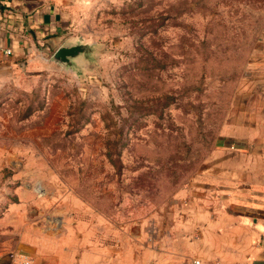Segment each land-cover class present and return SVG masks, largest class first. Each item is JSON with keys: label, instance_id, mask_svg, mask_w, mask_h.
<instances>
[{"label": "rangeland", "instance_id": "obj_1", "mask_svg": "<svg viewBox=\"0 0 264 264\" xmlns=\"http://www.w3.org/2000/svg\"><path fill=\"white\" fill-rule=\"evenodd\" d=\"M263 31L264 0H85L65 37L91 50L49 48L28 87H0V255L91 221L151 229L251 101Z\"/></svg>", "mask_w": 264, "mask_h": 264}, {"label": "crops", "instance_id": "obj_2", "mask_svg": "<svg viewBox=\"0 0 264 264\" xmlns=\"http://www.w3.org/2000/svg\"><path fill=\"white\" fill-rule=\"evenodd\" d=\"M84 3L0 0V87H28L47 70L48 49L69 40ZM255 48L251 101L225 122L167 211L152 212L151 229L144 220L129 227L134 239L113 241L110 225L91 221L71 236L30 235L17 247L27 264H264V31ZM17 254H1L0 264H22Z\"/></svg>", "mask_w": 264, "mask_h": 264}, {"label": "water", "instance_id": "obj_3", "mask_svg": "<svg viewBox=\"0 0 264 264\" xmlns=\"http://www.w3.org/2000/svg\"><path fill=\"white\" fill-rule=\"evenodd\" d=\"M91 48L89 44L81 42L80 39L74 42L65 41L52 52L50 58L60 64H69L73 57L80 53H87Z\"/></svg>", "mask_w": 264, "mask_h": 264}, {"label": "built area", "instance_id": "obj_4", "mask_svg": "<svg viewBox=\"0 0 264 264\" xmlns=\"http://www.w3.org/2000/svg\"><path fill=\"white\" fill-rule=\"evenodd\" d=\"M17 256L19 257V260L21 263L27 264L30 261V258L28 256H26L25 254H17ZM194 264H200V260L199 259H194L193 260Z\"/></svg>", "mask_w": 264, "mask_h": 264}]
</instances>
